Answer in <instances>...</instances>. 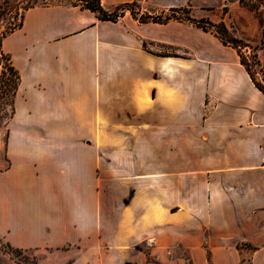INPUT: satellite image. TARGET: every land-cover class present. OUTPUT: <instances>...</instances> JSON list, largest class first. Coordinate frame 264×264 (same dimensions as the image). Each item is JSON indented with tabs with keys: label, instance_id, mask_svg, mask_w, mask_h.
Here are the masks:
<instances>
[{
	"label": "crops",
	"instance_id": "obj_1",
	"mask_svg": "<svg viewBox=\"0 0 264 264\" xmlns=\"http://www.w3.org/2000/svg\"><path fill=\"white\" fill-rule=\"evenodd\" d=\"M133 2L223 22L262 43L264 65V7L100 0ZM0 53L19 75L0 166V245L39 264H139L137 246L163 264L188 263L177 248L193 264H264V94L234 48L184 20L100 21L79 6L43 5L23 10ZM0 264L17 263L0 250Z\"/></svg>",
	"mask_w": 264,
	"mask_h": 264
},
{
	"label": "trees",
	"instance_id": "obj_2",
	"mask_svg": "<svg viewBox=\"0 0 264 264\" xmlns=\"http://www.w3.org/2000/svg\"><path fill=\"white\" fill-rule=\"evenodd\" d=\"M240 4L242 7L246 8L249 11H257L261 7H264V0H258L255 3H247L245 0H239ZM73 6H79L82 9L89 10L90 12L94 13L96 18L100 21H111V22H116L119 20L120 17H122L125 12H129L131 16L135 19H137L140 23H145V22H157V23H166L169 20L173 19H178V20H183L181 18H177L175 15L178 14L179 12H185L188 14V11L186 9H173L168 12V14H165L166 16L164 19H161V16H149L145 15L144 18H137V15L135 11L133 10V7H139V3L133 2L131 4H125L121 6H117L114 8H104L100 0H76V3L71 4ZM25 10V9H24ZM226 12V9H225ZM2 13V12H1ZM22 18V14H21ZM184 21L188 22L189 24H192L193 26L202 29L203 31L211 32L213 33L216 37L220 39V41L227 46H230L234 48L240 57V63L241 65L244 66L245 70L249 74L252 82L254 85L264 94V86L261 85L256 79H255V73L252 70V67H258L259 71L264 74V65L261 64V62L258 59V51L262 47V43L256 46L250 45L242 41L241 39L237 38L235 36V31L233 29H229L226 27V25L223 22L220 23H212L208 20H194L191 17H186ZM21 25V19L19 21V24L15 26L13 29H10L9 31L1 34V39L2 37H5L7 34L12 32L15 28H18ZM1 42V40H0ZM145 46V44H144ZM244 49L249 50L252 55H246L245 52L243 51ZM9 70L13 72V75L15 77V80L13 82V85L11 87V94L8 98L7 105L11 107V113L9 115L7 124L9 120L13 117L14 115V103H15V96L18 88V83H19V75L18 73L9 66ZM7 136V134H6ZM6 142V141H5ZM8 252L5 251V248H0L1 252L4 254H7L11 259H13L17 264H27L26 259L21 261L17 259L22 253L25 252H31L29 250H21V249H15L10 246H7ZM36 258V257H35ZM38 260H35V262H32V264H39ZM125 264H130V263H125Z\"/></svg>",
	"mask_w": 264,
	"mask_h": 264
},
{
	"label": "rangeland",
	"instance_id": "obj_3",
	"mask_svg": "<svg viewBox=\"0 0 264 264\" xmlns=\"http://www.w3.org/2000/svg\"><path fill=\"white\" fill-rule=\"evenodd\" d=\"M245 1L247 3H255L258 0H245ZM74 3H76V0H0V6L2 12L1 20H0V27L2 29L0 33V40H1V34L9 31L10 29H13L15 26L19 24V21L21 19V14L24 9L35 6H43V5H71ZM133 10L135 11L137 18L139 19L144 18L145 15H149L153 17L161 16L160 18L164 19V17L166 16L165 14H168V13L156 14V12L152 8L141 5H139V7H133ZM175 16L177 18H181L184 20L186 17L189 16V14L185 12H179ZM243 51L247 56L252 55V53L247 49H244ZM252 70L255 73V79L261 85L264 86V74H262L259 71L258 67L253 66ZM14 80L15 77L13 75V72L9 70L8 58L0 53V166L2 167L6 166V155H5V141L7 139L6 129H7V121L11 113V107L7 105V101L11 94L10 91ZM101 185H102L101 183L97 184L98 190H100ZM0 247L5 248V251L8 252V248L3 241H1ZM137 249H139L144 254L143 257L144 260L139 264H163L159 262L157 258L151 254L149 248L137 246ZM239 249L241 250L243 249L245 251V254H248L250 253L249 251H251L250 247L242 246L239 247ZM173 255L187 259L188 261L187 264H193L191 261V257L189 256L187 251L182 248H177L176 250H174ZM17 259L21 261L26 259L27 264H32V262L38 260V257L34 252L31 251V252L22 253L19 257H17ZM241 264H250V262L243 260Z\"/></svg>",
	"mask_w": 264,
	"mask_h": 264
}]
</instances>
